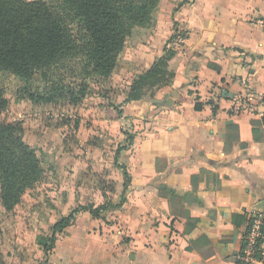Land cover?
Here are the masks:
<instances>
[{
  "label": "crops",
  "instance_id": "obj_1",
  "mask_svg": "<svg viewBox=\"0 0 264 264\" xmlns=\"http://www.w3.org/2000/svg\"><path fill=\"white\" fill-rule=\"evenodd\" d=\"M189 1L159 0L153 25L137 27L142 39L130 42L132 31L113 71L129 83L145 71L175 21L172 81L124 103L128 83L118 94L121 114L91 109L103 128L132 122V138L114 153V183L78 184L77 196L70 186L66 204L117 202L123 169L130 177L124 202L102 219L78 212L46 264H82L69 260L81 237L92 243L89 264H240L234 254L248 215L264 200V137L254 141L250 125L264 115V0ZM187 215L197 219L190 234Z\"/></svg>",
  "mask_w": 264,
  "mask_h": 264
},
{
  "label": "trees",
  "instance_id": "obj_2",
  "mask_svg": "<svg viewBox=\"0 0 264 264\" xmlns=\"http://www.w3.org/2000/svg\"><path fill=\"white\" fill-rule=\"evenodd\" d=\"M158 4L159 0H0V71L18 78L23 83L18 89L20 95L34 103L68 99L75 104L88 95L90 83L99 84L111 77L133 29L151 26ZM173 25L175 32L168 43L177 34L175 21ZM168 43L161 55L131 80L124 103L152 94L172 81L168 62L175 50ZM208 66L218 69L211 63ZM7 105L0 89V205L9 212L43 178L44 170L35 148L23 140L20 125L4 116ZM195 108H199L198 103ZM250 125L254 141H260L264 137V115L251 119ZM131 138L129 134L128 140ZM122 173V192L117 202L109 199L97 206L77 205L50 226L48 235L37 237L44 264L57 236L74 223L78 212L84 210L102 219L106 211L122 205L130 182L125 169ZM196 224L197 219L187 215L184 232L190 234ZM239 253L234 254L238 263L252 264L237 259ZM260 261L264 263V259Z\"/></svg>",
  "mask_w": 264,
  "mask_h": 264
},
{
  "label": "rangeland",
  "instance_id": "obj_3",
  "mask_svg": "<svg viewBox=\"0 0 264 264\" xmlns=\"http://www.w3.org/2000/svg\"><path fill=\"white\" fill-rule=\"evenodd\" d=\"M136 28L130 42L142 39L137 33L140 28ZM117 73L99 84L90 83L88 95L73 104L68 99L34 103L20 95L18 89L23 83L18 78L0 71V89L8 100L4 116L20 125L23 140L35 148L44 170L43 178L25 192L12 211L7 212L0 205V264H44L37 237L48 235L58 216L72 208H68L70 203L66 204L68 187L75 186L77 196L81 194L78 184L108 188L114 183L117 169L112 158L127 143L134 125L124 122L120 129L103 128L95 117L98 110L104 115L113 109L118 115L116 106L123 102H119L122 96L118 94L126 89L129 79ZM35 85L40 87L41 83L36 81ZM96 107L97 111L91 110ZM66 231L62 237L69 236ZM75 244L76 255L69 260L89 264L90 239L81 237ZM62 262L56 260V264Z\"/></svg>",
  "mask_w": 264,
  "mask_h": 264
},
{
  "label": "built area",
  "instance_id": "obj_4",
  "mask_svg": "<svg viewBox=\"0 0 264 264\" xmlns=\"http://www.w3.org/2000/svg\"><path fill=\"white\" fill-rule=\"evenodd\" d=\"M263 217L264 213L260 210H255L248 215L247 227L242 235L237 259L250 262L264 259ZM255 254L260 257V260L254 256Z\"/></svg>",
  "mask_w": 264,
  "mask_h": 264
},
{
  "label": "water",
  "instance_id": "obj_5",
  "mask_svg": "<svg viewBox=\"0 0 264 264\" xmlns=\"http://www.w3.org/2000/svg\"><path fill=\"white\" fill-rule=\"evenodd\" d=\"M258 209L264 213V200L260 201Z\"/></svg>",
  "mask_w": 264,
  "mask_h": 264
}]
</instances>
